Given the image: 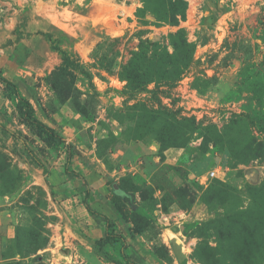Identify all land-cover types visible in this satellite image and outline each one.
Instances as JSON below:
<instances>
[{"label":"rangeland","instance_id":"374dc122","mask_svg":"<svg viewBox=\"0 0 264 264\" xmlns=\"http://www.w3.org/2000/svg\"><path fill=\"white\" fill-rule=\"evenodd\" d=\"M0 72L74 145L0 82V264H264V0H0Z\"/></svg>","mask_w":264,"mask_h":264},{"label":"trees","instance_id":"16d2710c","mask_svg":"<svg viewBox=\"0 0 264 264\" xmlns=\"http://www.w3.org/2000/svg\"><path fill=\"white\" fill-rule=\"evenodd\" d=\"M171 20L176 21V18H171ZM38 34L43 35L44 37L49 36V34L46 32H38ZM0 82L4 84L5 91L13 90L15 92V95L18 97L19 106L22 110L21 115L27 123L35 126L41 133L45 134L46 136L53 137L56 142L63 143L69 151L74 149V145L71 142L66 141L63 137L58 135L51 127L39 121L33 116L34 111L31 103L19 94L18 92L19 88H17L16 84H14L12 81H10L5 76H3L1 72H0ZM70 160H71L70 156H68L65 165L66 173L71 177L83 179L80 173L75 172L74 170L69 168V164L71 163ZM85 188H86V196H87L89 193V189L87 188V186H85ZM84 204L86 209L91 215L99 216L104 221L103 235L95 240V244L98 245L99 247H103L106 244L114 243L120 240L121 241L120 254L124 259V261L126 262V264H138L135 261L131 260V258L126 253L128 243L126 239L123 236H121V234L115 232L113 221H111L106 215L101 214L95 209H93L86 201H84Z\"/></svg>","mask_w":264,"mask_h":264},{"label":"built area","instance_id":"2783aa9c","mask_svg":"<svg viewBox=\"0 0 264 264\" xmlns=\"http://www.w3.org/2000/svg\"><path fill=\"white\" fill-rule=\"evenodd\" d=\"M128 169L129 171H135L136 167L134 165H131L130 168ZM218 172H219L218 168H213L209 170L207 173H205L200 177V183L205 184L207 181L211 180L212 178L218 177Z\"/></svg>","mask_w":264,"mask_h":264},{"label":"water","instance_id":"95a60500","mask_svg":"<svg viewBox=\"0 0 264 264\" xmlns=\"http://www.w3.org/2000/svg\"><path fill=\"white\" fill-rule=\"evenodd\" d=\"M114 187H116V184H114Z\"/></svg>","mask_w":264,"mask_h":264}]
</instances>
